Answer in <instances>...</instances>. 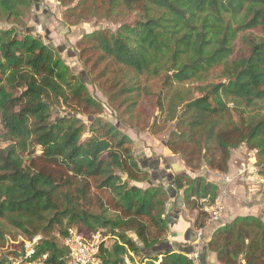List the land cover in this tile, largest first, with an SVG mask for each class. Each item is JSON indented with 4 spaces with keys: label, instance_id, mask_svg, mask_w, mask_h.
<instances>
[{
    "label": "trees",
    "instance_id": "trees-1",
    "mask_svg": "<svg viewBox=\"0 0 264 264\" xmlns=\"http://www.w3.org/2000/svg\"><path fill=\"white\" fill-rule=\"evenodd\" d=\"M21 2L0 0V8L12 11ZM93 6L131 18L116 31L88 33L81 52L103 63L110 99L128 114L148 94L146 83L160 81L153 95L158 117L175 121L166 145L186 166L204 163L226 173L231 151L242 144L264 156V0L77 3L81 10ZM59 102L72 112L50 121V106ZM102 112L82 80L65 73L51 45L0 29V247L5 226L30 238L41 234L34 254L66 264L67 249L52 234L57 229L61 238L74 224L85 234L103 229L119 238L111 248L101 245L107 262L131 252L132 264H196L163 240L166 190L131 182L148 172L130 138ZM77 113L94 116L89 126ZM174 184L193 209L191 196L214 198L218 190L203 176L183 173ZM205 216L199 210L194 225L202 226ZM207 246L221 264H264V221L236 216L214 230Z\"/></svg>",
    "mask_w": 264,
    "mask_h": 264
},
{
    "label": "rangeland",
    "instance_id": "rangeland-1",
    "mask_svg": "<svg viewBox=\"0 0 264 264\" xmlns=\"http://www.w3.org/2000/svg\"><path fill=\"white\" fill-rule=\"evenodd\" d=\"M77 3L78 0H22L16 9L12 11L0 8V29L12 28L19 33H30L34 36H39L45 43L53 47L56 56L62 61L67 75H73L80 80H82V76H85L90 82L86 84L82 80L87 91L103 108V112L100 115L112 117L114 119L113 122L118 123L120 130L131 140L130 148L134 156L135 150L138 147H142L147 156L160 158L163 165L179 163L181 167L184 168L185 166L188 168L182 156L179 153L172 152L166 145L171 133L175 132V121H165L163 117H158L159 110L154 105L153 95L160 89V81L152 80L146 83L148 94L142 96L136 111L128 114L124 111L125 105L110 99L113 91L110 88L108 76L103 72V63L96 62V55L81 52L82 46L85 45L82 43L85 42V37L88 33L103 28L116 31L118 25L122 21L128 22L131 16L127 15L122 19H115L114 17L107 16L101 9L94 6L81 10L80 7H77ZM31 27H33V32H28L27 29ZM53 42L55 45H65L72 48L74 55L67 56L65 50L59 51L56 46L51 44ZM222 69V65L215 68L214 74L220 73ZM69 112L72 111L62 103H53L50 106V121ZM76 116L83 121L86 127L89 126L92 117H94L81 113H77ZM85 133V135H88L87 130ZM136 142H139V144H136ZM258 159L263 160L264 156L258 155ZM201 164L203 165L204 163ZM199 166L189 168L196 169ZM170 173L172 174L173 181L177 174H186L184 169L179 171L172 168ZM147 179H149V173H146L140 180H132L131 182L133 184L137 182L141 188L145 189L150 186L146 182ZM165 183L163 182L162 184ZM184 183H186L185 179L183 180ZM179 194L184 197L183 189L176 188V195ZM260 198L263 197L260 196ZM172 200H175V198H171L165 192L163 198V216L165 220L167 204ZM183 202L185 204V198ZM251 202L255 204V201L252 200ZM186 208L193 210L190 204L186 205ZM4 229L6 236L5 241L0 247V263L4 260L10 261L23 256L26 250L35 244L33 242L34 239L41 237V234H37L30 238L9 226H5ZM167 229L166 222L163 235V240L165 241V237L168 234ZM57 235L58 230L54 229L52 237L55 236V238L53 237L54 240L57 244H61V239ZM112 243V240H110L107 243V247L111 248Z\"/></svg>",
    "mask_w": 264,
    "mask_h": 264
},
{
    "label": "crops",
    "instance_id": "crops-1",
    "mask_svg": "<svg viewBox=\"0 0 264 264\" xmlns=\"http://www.w3.org/2000/svg\"><path fill=\"white\" fill-rule=\"evenodd\" d=\"M138 148L144 150V148L142 147ZM248 153L249 149L244 144L233 149L230 154V159L228 161V170L226 173H220L210 170L204 164H201V166L196 169H191L189 167L187 168L185 166L184 168L182 167V169H184L186 174H188L189 176H203L207 181L216 184L218 187L217 192H219L223 187L228 188L229 192L225 198V209L222 213L221 219L217 222H210L206 225V217L204 218L202 226H200H205V228H203L204 239L201 243L197 242L195 239V230L199 227H196L194 225V219L200 209H187L185 204L179 209L176 204V199L173 200V211L170 215H166L168 234L167 237H165L166 242L170 245L171 248L176 250H183L186 254L196 252L198 254L197 264H221L217 259L216 252L209 249V247L207 246V243L211 238L214 230L217 227L231 221L236 216L253 215L264 221V198H260V192L255 190L253 187L248 188L244 184H236L234 182L226 184L224 181V175L234 173L236 165H238L240 161L246 159L248 157ZM147 158L150 159L149 161H147L148 168L155 172L165 170L164 167L167 164L163 165V162L161 163L160 158H152L150 156H147ZM155 161H159L157 170L154 168ZM138 164L139 167L143 169L139 162ZM170 170L168 172H170ZM148 173L149 179L146 180L148 184L150 182H158L157 177L152 175L150 172ZM157 175L162 177L160 173H158ZM135 185L140 187L137 182ZM252 200L255 201V204H252ZM175 210H179V212L177 213L175 212ZM189 250H191V252H189Z\"/></svg>",
    "mask_w": 264,
    "mask_h": 264
},
{
    "label": "built area",
    "instance_id": "built-area-1",
    "mask_svg": "<svg viewBox=\"0 0 264 264\" xmlns=\"http://www.w3.org/2000/svg\"><path fill=\"white\" fill-rule=\"evenodd\" d=\"M1 128V125H0ZM224 181L228 183L244 184L248 188L253 187L260 192L264 198V159L259 160L256 149H249L248 157L239 162L235 167L234 173L225 174ZM228 188L223 187L213 198L210 194L201 197L191 196L189 199L197 203V207L206 214V225L210 222H217L221 219L225 209V198L228 195ZM203 227L195 230V239L197 242H203ZM104 230L97 229L85 234L76 225L70 224L65 228L62 235L61 244L67 249L66 264H132L131 258L135 260L131 252L126 253L123 259L118 262H107L101 254V245L105 248L107 243L119 242V238H110L109 235H103ZM40 239L36 237L33 242ZM34 246L31 245L23 256L10 261L4 260L0 264H54L48 261L49 253L40 255L34 254ZM188 258L198 263V254L188 253Z\"/></svg>",
    "mask_w": 264,
    "mask_h": 264
},
{
    "label": "water",
    "instance_id": "water-1",
    "mask_svg": "<svg viewBox=\"0 0 264 264\" xmlns=\"http://www.w3.org/2000/svg\"><path fill=\"white\" fill-rule=\"evenodd\" d=\"M28 32H33V27L28 28L27 29ZM46 33H48V31H46ZM54 46H56L58 48L59 51L61 50H65L67 56H73L74 52L72 50V48L70 47H66L65 45H55V43H51ZM82 80L86 83L89 84L90 82L87 80V78L85 76H82ZM70 115H74V114H70ZM100 117L107 119L109 122H113L114 119L112 117H107L106 115H99ZM178 119V117H177ZM116 125L118 126V123H116ZM173 129V128H172ZM136 144H139V142H136ZM135 159L141 164V166L143 167V170H145L146 172H150L152 175H154L155 177H157L158 182H150L149 185H157V186H162L167 194L171 197V198H175L176 199V204L179 208H181L184 205V197L179 194L176 195V188H175V184L174 181L172 179V174L170 172H168L170 170V168H173L175 170H182V167L179 163H171V164H167L164 168L165 170H161L160 172H155L153 170H151L150 168L147 167V161H149L150 159L147 158L146 153L144 152L143 149L141 148H137L135 151ZM159 164V161L156 162L155 161V165L154 168L157 170V166ZM158 173L161 174L162 177H160L159 175H157ZM163 182H166L165 184H162ZM173 207H174V201H170L167 204V209H166V215H170L173 211ZM175 212H179V210H175ZM168 218V217H167ZM189 252H191V250H189Z\"/></svg>",
    "mask_w": 264,
    "mask_h": 264
}]
</instances>
